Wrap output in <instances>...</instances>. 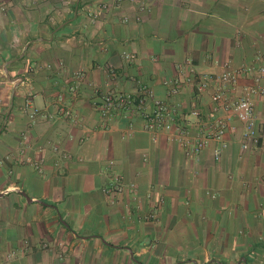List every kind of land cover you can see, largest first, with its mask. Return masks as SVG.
Listing matches in <instances>:
<instances>
[{"label":"crops","instance_id":"1","mask_svg":"<svg viewBox=\"0 0 264 264\" xmlns=\"http://www.w3.org/2000/svg\"><path fill=\"white\" fill-rule=\"evenodd\" d=\"M144 1L139 13L114 0H0V264H264L262 98L259 145L242 150L232 118L218 159L219 143L195 156L177 142L175 128L194 136V121L150 133L116 113L102 127L93 106L109 69L117 88L139 81L165 99L163 80L187 59L198 74L240 71L238 94L264 67V0ZM212 93L184 87L167 100L204 116ZM113 176L125 190L110 197Z\"/></svg>","mask_w":264,"mask_h":264},{"label":"built area","instance_id":"2","mask_svg":"<svg viewBox=\"0 0 264 264\" xmlns=\"http://www.w3.org/2000/svg\"><path fill=\"white\" fill-rule=\"evenodd\" d=\"M122 3H128L135 7L139 13L148 9L144 0H114L116 6ZM99 8L105 9L106 6L102 5ZM4 11L5 9L0 3V12L3 13ZM88 16L96 19V15L93 12L88 11ZM137 19H139L138 16ZM122 21L127 22V17H124ZM122 57L127 62L135 60L133 54L126 52L122 53ZM184 64L179 76L163 80L162 86L166 91L165 99L157 98L150 87L139 81L133 92L117 88L115 82L118 75L114 70L109 69L108 81L103 88L95 90L96 99L93 101V106L98 110L102 127H105L106 122L116 113H121L124 117L138 116L144 121L145 129L150 133L172 131L180 119H184L187 123L194 121L198 127L194 136H189L187 131L179 126L175 128L177 142L185 149L187 154L195 156L210 143H219L220 146L213 152L215 159H218L222 150L226 148L223 138L227 130L231 129L229 122L232 118H235L242 128L241 149L246 150L251 147H257L259 145V136L256 130L253 99L260 97L264 100V86L259 82V77L264 74V67L257 69L258 76L254 79V83L243 88L237 94L240 71L227 69L219 75L198 74L195 73L191 60L187 59ZM253 71V67L241 70V72L247 74ZM74 76L77 81H80L83 79L84 74L79 71ZM2 79L0 71V82ZM184 87H191L198 94L205 93L210 88H213V93L210 97L211 110L207 115L203 116L198 108H194L182 115L178 104L168 102L167 99L177 97ZM71 91H73V88H71ZM27 107L30 108L29 103ZM60 113L65 116L69 115V112L64 109H60ZM36 114L37 110L32 109L29 118L33 120ZM24 161L32 166L37 173L42 172V161H31L30 159H25ZM130 188H133V186H130ZM124 190L125 185L119 176H113L103 188V192L110 197L121 194ZM161 204L162 201L159 200L149 213L148 219H155Z\"/></svg>","mask_w":264,"mask_h":264}]
</instances>
